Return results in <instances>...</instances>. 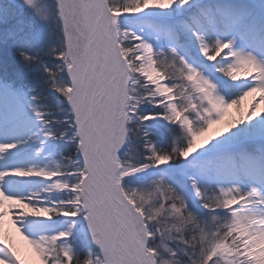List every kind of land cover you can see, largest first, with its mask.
<instances>
[{"label": "snow or ice", "instance_id": "snow-or-ice-1", "mask_svg": "<svg viewBox=\"0 0 264 264\" xmlns=\"http://www.w3.org/2000/svg\"><path fill=\"white\" fill-rule=\"evenodd\" d=\"M262 105L264 0H0V264H264Z\"/></svg>", "mask_w": 264, "mask_h": 264}, {"label": "bare ground", "instance_id": "bare-ground-1", "mask_svg": "<svg viewBox=\"0 0 264 264\" xmlns=\"http://www.w3.org/2000/svg\"><path fill=\"white\" fill-rule=\"evenodd\" d=\"M262 107H264V105H262ZM232 111H233V114H235V110L233 109ZM220 127H222V125H215V126L213 127L212 132L214 133L215 130H216L217 128H220ZM6 226H7V227H11L10 224H8V225H6ZM13 235H14V237H15V240H16L18 246L21 248L22 253H27L28 251H30V249H29L27 243H26L25 241H23V240L20 238V236H17V234H16L15 232H13Z\"/></svg>", "mask_w": 264, "mask_h": 264}, {"label": "rangeland", "instance_id": "rangeland-1", "mask_svg": "<svg viewBox=\"0 0 264 264\" xmlns=\"http://www.w3.org/2000/svg\"><path fill=\"white\" fill-rule=\"evenodd\" d=\"M213 127H214V126H213ZM212 130H213V129H212ZM212 130H211V131H212ZM16 234H17V236H19V234H18V233H16Z\"/></svg>", "mask_w": 264, "mask_h": 264}]
</instances>
